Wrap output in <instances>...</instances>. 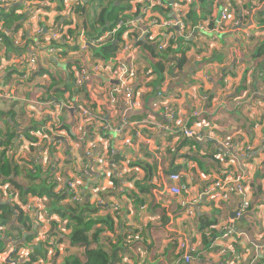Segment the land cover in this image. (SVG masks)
I'll list each match as a JSON object with an SVG mask.
<instances>
[{
    "label": "crops",
    "instance_id": "0c3cea01",
    "mask_svg": "<svg viewBox=\"0 0 264 264\" xmlns=\"http://www.w3.org/2000/svg\"><path fill=\"white\" fill-rule=\"evenodd\" d=\"M165 1L167 8L158 11V15L176 19V10H172L178 7L175 0ZM133 2L130 0L129 4ZM123 4L126 6L127 0ZM58 6L56 2L51 3L50 17L43 21L44 34L54 24L61 23V17L55 14ZM179 10L184 30L179 28L177 55L173 54L175 50L159 53L150 43L142 48L139 43L145 41L127 42H133L134 63L141 74L135 84L133 107L128 112H125L124 102H110L111 81L107 69L92 75L85 84L84 93L73 95L74 99L64 91L63 85H59L63 94H56L53 89L47 92L50 78L41 76L39 70L49 69L58 75L56 77L67 80L68 64L102 63L94 59L91 46L84 51L76 44L65 46L63 56L56 59L30 49V45L28 55L7 53L0 44V64L4 66L0 73V139L14 130L30 129V135L33 133L31 136L38 144L42 141L38 134L43 129H51L56 145L52 151L42 152L44 165H40L44 170H53L56 192L60 189L68 194L64 189L66 183L75 181L81 195L80 203L85 205L82 207V211H86L84 216L98 222L88 235V244L71 245L69 229L49 232V222L52 220L58 225L59 222L48 219L43 208L39 219L26 217L32 224V231L27 232L23 225H18L22 238L34 237L18 250L20 256L18 253L13 256V253L11 259H22L32 246L40 248L39 240L46 235L56 241L57 248L41 243L42 257L37 258L35 264H66L67 257H75L83 264L87 247H102L112 257L111 264H176L180 257L177 254L179 241H187L199 252L191 264H230L227 254L230 246L237 252L233 264L260 261L264 264V57L257 56L258 48L264 43V0H179ZM223 11L229 16L225 22L220 19ZM89 14L87 10L86 22ZM29 18L16 35L20 47L23 40L32 38L37 28L28 24ZM75 22L80 23L77 18ZM182 51L186 61L179 68ZM31 55L36 57V65L28 72ZM114 60L115 66L129 60L122 47ZM158 64L162 68L160 73L156 70ZM146 73L149 75L145 77ZM158 92L173 97L172 105L178 110L182 124L210 132L212 139L197 142L169 132L168 127L174 126L166 118L162 100L156 98ZM69 98L73 100L71 109L63 108L58 112L53 106H43L49 102L72 101ZM237 103L241 105L235 107ZM80 108L88 109L93 120L81 117ZM195 109L203 111L204 120L192 121ZM105 125L111 131H105ZM226 139H239L248 144L252 158L240 166L227 162L218 154L217 160L222 164H216L210 156ZM194 142L200 147H193ZM29 145L23 140L14 156L24 166L28 162L41 161V158H34ZM89 151L99 152L103 160L92 164L86 155ZM189 157H202L204 170L213 176L245 173L251 206L243 217L234 216L241 203L238 197H232L219 207L206 203L200 196L204 173L189 161ZM106 159L128 163L122 180L106 165ZM85 166L91 178L82 174ZM171 169L184 175L183 185L187 191L180 197L167 191V173ZM60 171L65 178L63 182ZM16 180L28 185L23 176ZM138 181L143 183L142 190L136 186ZM114 202L121 204L117 219L110 211ZM182 202L186 207L181 206ZM189 205L195 207L193 216L186 213ZM200 217H207V222L215 221L206 233L212 236L209 248L205 247L200 233ZM218 225L232 229L234 235L221 239L223 229ZM95 230L100 234L93 241L91 235ZM15 231L7 233L8 236H17ZM222 249H227V253L221 255Z\"/></svg>",
    "mask_w": 264,
    "mask_h": 264
},
{
    "label": "built area",
    "instance_id": "2783aa9c",
    "mask_svg": "<svg viewBox=\"0 0 264 264\" xmlns=\"http://www.w3.org/2000/svg\"><path fill=\"white\" fill-rule=\"evenodd\" d=\"M17 1L18 0H0V7H8L11 3H15ZM48 1L49 0H40V2L36 3V5H38L40 8H38V6L35 8H32V6L30 5L26 6V12H29L28 16L30 17L28 19V24L33 27L37 26L35 32L33 30L32 38L29 40L31 41L30 48L35 49V51L38 50L40 52H44L51 58L58 59V54L63 51L62 48L71 44H76L83 51L86 50L88 46L99 48L102 45L106 44L108 41L113 40L119 31L126 29V31L121 36V39L123 40L121 47L122 51L126 54L129 60L125 63H117L116 66L113 64L115 60L102 62L101 64H80L79 71H76L75 81L76 88L85 87V84L89 82L92 75H96L98 72H101V69H107L108 80L111 81L109 85L110 102L116 103L119 100L124 102L125 112H128L133 107L135 84L138 82V80L141 79V74L134 63L135 48L133 47V42L136 43L139 41H145L147 43L154 44L159 53L166 51L168 48H170V45H172V50H175V53L173 54L177 55V53L179 52V28H183L184 30V22L179 10V0H175L178 7L172 9L176 10V19H164L160 15H158V11H164V9L167 8L165 0H131V2H134L130 4V15L127 14V17L121 20L114 30L103 34L97 40L92 37H87V33L83 30L79 35L73 36L71 39L68 36V28H63L60 23L51 26L50 31L44 34L45 26L43 24V21L50 17V12L44 9L45 6H49L51 8V4ZM73 4L85 5L82 3V0H68L63 11L64 15H67L71 12V7ZM55 14L59 17L62 16V13L57 11ZM228 18L229 16L225 11L220 13L221 21L225 22ZM1 25L2 22H0V26ZM129 40H133V42L131 44H127ZM1 43L2 39L0 38V44ZM15 45H19V39L15 41ZM35 65L36 57L35 55H31L27 68L28 72L32 71L35 68ZM3 69L4 66L0 64V73L3 71ZM148 75L149 73L144 74L145 77ZM112 81H116V83ZM156 98L162 100L166 118L169 120L170 124L174 126L168 127L169 132L177 135H182L197 142H205L209 139H212L213 136L210 132H202L199 129L188 127L186 124H182L181 120L178 119V110H176L175 106L172 105V96H165L161 92H158ZM76 101L77 100L75 98L74 102ZM72 103L73 100L61 102L60 104L49 102L44 103L43 106H53L58 112H60L63 108L71 109ZM240 105V103H237L235 107H239ZM203 114L204 113L202 110L195 109L191 115L192 121L200 122L201 120H204L205 117ZM80 116L93 120L92 114L88 109L85 108H80ZM103 129L105 131H111L108 125L103 126ZM51 131V129H43L41 133L38 134L42 141H40L38 144H34V146L40 148L43 145L44 141L46 143H50L52 140L50 134ZM31 135H33V133H31ZM19 138L23 139L24 137L20 135ZM217 151L218 154L227 162H236L240 164V166L245 162H248V160L252 158V150L249 145L245 144L239 139L223 140L220 143V147L217 149ZM42 152L43 151L40 150L36 154V158H41L39 164H43L42 160H44V158ZM86 155L88 156L89 162H91L92 164H96L97 161L99 163L101 160H103L101 154L97 151H94V153H92V151H89L86 153ZM105 163L116 173L117 177L122 180V177L125 176L124 169L128 166V163H119L115 160L108 162L107 159L105 160ZM191 168H194V166H192ZM82 174L86 178H91L90 171L87 166L84 167ZM183 178L184 175L179 173L168 175L167 191L169 194L180 197L183 192L187 191L185 186L183 185ZM201 178L204 180V184L202 186L200 196L203 197L207 204H209L210 206L219 207L222 204H226L227 202H229L232 197H238L241 203L238 207V210L236 211L235 216L237 218L243 217L244 214L249 210L251 203L249 192L246 187L247 177L244 172L239 171L233 174H228V176L224 177H217L213 176L212 174H206L201 176ZM64 189H66L72 202L77 203L81 201V195L78 191V184L75 181L67 182ZM3 191L4 192L1 194L2 201L8 202V200L12 199L13 202L16 203L19 208L25 213V215L29 217L32 216L35 219H39L40 216H42L44 208L42 204L43 200L35 197H25V199H22L19 196V192L9 185L3 188ZM58 191L60 192V189H58ZM100 204H102V202H100ZM181 206L186 207V204L182 202ZM194 208L195 207L193 205H189L187 207L186 213L188 216L194 215ZM110 211L113 218L117 219L121 212V204L119 202H114L113 204H111ZM62 230L63 228H59V231ZM2 232L4 231L0 229V234ZM232 235H234L233 230L229 229L228 227H225L220 232L221 239H230ZM40 239L41 240H39V242L45 243L49 247L57 248V243H55V241H52L48 236L42 235ZM10 244V247H8L6 251L0 252V264H16L13 258L11 259V254H13V252L16 253L14 246L15 242L12 241ZM227 249H222L219 253L221 255H223L224 252L227 253L230 257V264H233L235 262L234 256L235 254H237V252L231 246ZM31 252V249L26 250L25 256H23L22 259L27 260V257ZM177 254H179L180 257L177 260L176 264H179V262H182L184 264H191L193 263L199 252L196 250L195 246L189 244L187 241H179L177 246ZM18 255L20 256V253H18Z\"/></svg>",
    "mask_w": 264,
    "mask_h": 264
},
{
    "label": "trees",
    "instance_id": "16d2710c",
    "mask_svg": "<svg viewBox=\"0 0 264 264\" xmlns=\"http://www.w3.org/2000/svg\"><path fill=\"white\" fill-rule=\"evenodd\" d=\"M68 0H49L51 3H58L59 6L56 8L57 12L62 13L61 16V25L68 28V36L72 39L75 34H78L80 31H85L89 37L97 40L103 34L111 32L114 30L118 23L127 17V10L130 9V0H127L128 4L125 6L123 1L125 0H82V3L85 5H76L73 4L71 7V12L67 15L63 14V11L66 7V2ZM40 2V0H18L15 3H11L8 7H0V22L2 25L0 26V38L2 39V46L6 49L7 53H15L16 55H28L29 48L28 45L31 44L29 40H23V44L15 45V41L17 40V32L22 28V24L20 21L22 20L24 14L26 13V6H32V8L37 7L36 3ZM119 2V5L116 3ZM90 3V6L87 4ZM38 8H40L38 6ZM85 8L90 11L88 15V22L85 21L84 12ZM45 10L49 11L50 7L45 6ZM86 10V11H87ZM89 13V12H88ZM79 18L80 23H76L75 19ZM62 30V29H61ZM121 30V29H120ZM50 29L47 30L49 32ZM126 31L123 29L119 31L115 38L111 41H108L106 44L102 45L99 48H93L91 46V51L93 53V57L97 62H108L114 60L117 56L121 44L123 40L121 39L122 34ZM148 43L140 42L139 45L143 47H147ZM65 47V46H64ZM69 47V46H67ZM66 47V48H67ZM62 48V47H61ZM31 49V48H30ZM152 50V48L150 49ZM172 51V45L165 52ZM164 52V53H165ZM182 56L179 59V68H182L186 59L185 52H181ZM164 55V54H163ZM63 56L62 52L58 54V58ZM257 56L264 57V43L258 48ZM164 57V56H163ZM77 65V64H75ZM69 72L67 73V80H62V78L56 77L53 71L49 69H40L39 74L41 76L48 75L50 78L51 86L47 90V92L60 93L63 94V91L60 90L59 85L64 86V91L70 93L71 98L74 99L73 95H79L84 93V87L76 88V69L79 71L80 67L67 65ZM156 70L160 73L162 70L161 66L158 64ZM10 77V75H8ZM68 81V82H67ZM73 96V97H72ZM69 98V100H72ZM65 129V128H63ZM30 129L13 131L12 133H7L4 135L2 139H0V229L4 232L0 234V252H4L8 248V244L12 241L15 242V250L16 253L13 256H16L18 250L25 244L32 240L34 235L25 236L22 238V232L18 227L23 225L24 230L27 232L32 231V224L29 223L28 217L25 213L19 208V206L13 202L12 199L8 200V202L2 201V193L3 188L7 185L11 186L13 189L19 192V196L22 199L25 197H35L44 201V212L48 219H56L59 222V225H65L67 229L71 231L70 234V244L77 246H84L89 243L90 237L88 236L91 232L93 226H95L98 222L96 220L87 219L84 216L86 211H82V207L85 206L80 202L74 203L71 201V198L68 194H64L63 191L59 193L55 191L56 189V177L54 176L53 170L46 169L44 170L39 162L31 163L28 162L27 165H22L21 162L15 160L14 156L17 155L18 150L21 148L23 143L22 140H25L26 143H30L31 153L35 155L41 151H52L54 145H56L55 138H52L50 143H44L40 148L34 146L37 143V139L33 138L30 135ZM68 132V130L66 129ZM22 135L24 138L20 139L19 136ZM107 139V137H106ZM200 147V144L194 142L193 147ZM14 151V154H13ZM199 154V152H198ZM216 164H222L221 161L217 160L218 153L217 150L214 154L210 156ZM190 162H193L197 165L198 169L202 171L204 174L207 170H204V164L202 163V157L194 158L189 157ZM31 167V168H30ZM177 173L176 169H171L167 174ZM20 176H23V181L26 180L28 185H22L16 179ZM221 177V176H217ZM136 186L138 189H143V183L138 181L136 182ZM66 201V202H65ZM24 202V201H23ZM63 202L66 203L63 204ZM24 204V203H23ZM65 205V206H63ZM53 207V211H50L49 208ZM55 214V215H52ZM56 216L57 218L53 217ZM207 217H200V233L203 234V238L205 240V247L209 248V241L212 236H207V230H209L212 226L215 225V221H208ZM55 221L49 222V232L51 230L56 229L59 230V225L54 223ZM108 222V219L105 220ZM58 228V229H57ZM31 229V230H30ZM65 229V228H63ZM15 231V237L8 236L7 233L10 231ZM7 234V235H5ZM100 234L99 230H95L91 235V238L96 240L97 236ZM36 235V234H35ZM50 238V237H49ZM51 239V238H50ZM52 241H55L51 239ZM10 241V242H7ZM56 243V241H55ZM40 248L37 246H32L31 253L28 255L26 259H19L21 264H35L37 263V258L42 257L43 246L41 243ZM45 259V257L43 258ZM112 257L107 254L106 251L102 247H97L95 249L88 248L85 251V262L83 264H111ZM263 261L258 262L257 264H261ZM66 264H82L75 257H67L65 259ZM16 264H19V261H16Z\"/></svg>",
    "mask_w": 264,
    "mask_h": 264
},
{
    "label": "rangeland",
    "instance_id": "374dc122",
    "mask_svg": "<svg viewBox=\"0 0 264 264\" xmlns=\"http://www.w3.org/2000/svg\"><path fill=\"white\" fill-rule=\"evenodd\" d=\"M202 1L205 2V0H202ZM87 5L90 6V3H88ZM86 10H87V9L85 8V12H84L85 14H86ZM85 14H84V16H85ZM77 21H79V18L77 19ZM87 22H88V21H87ZM79 67H80V65H79ZM75 69H76V66H75ZM76 71H77V69H76ZM22 165H23V164H22ZM60 172H61V171H60ZM62 174H63V173L61 172V174H60V181L63 182V181H64L63 179H65V178H64V176H63ZM210 174H211V173H210ZM60 228H66V227H65V225H60ZM216 228H217V227H216ZM218 228H219V229H223V226H222V225H218ZM213 232H215V231H213ZM14 260L19 261V264H21V261H20L17 257H14Z\"/></svg>",
    "mask_w": 264,
    "mask_h": 264
},
{
    "label": "water",
    "instance_id": "95a60500",
    "mask_svg": "<svg viewBox=\"0 0 264 264\" xmlns=\"http://www.w3.org/2000/svg\"><path fill=\"white\" fill-rule=\"evenodd\" d=\"M28 15H29V12H26V13L24 14V16H23V18H22V20H21L20 22H21V23L24 22V21L27 19ZM235 215H236V213H234V216H235ZM13 253H15V252H13Z\"/></svg>",
    "mask_w": 264,
    "mask_h": 264
}]
</instances>
